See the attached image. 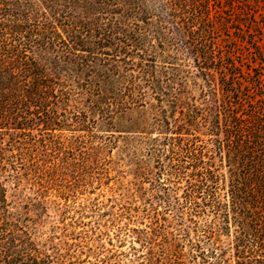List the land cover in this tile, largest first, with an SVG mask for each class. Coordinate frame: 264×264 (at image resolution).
Returning <instances> with one entry per match:
<instances>
[{
    "label": "trees",
    "instance_id": "16d2710c",
    "mask_svg": "<svg viewBox=\"0 0 264 264\" xmlns=\"http://www.w3.org/2000/svg\"><path fill=\"white\" fill-rule=\"evenodd\" d=\"M47 1L0 0V169L13 170L15 185L28 160L26 148H11L14 138L31 137L28 129L38 121L43 133L59 130L51 105L59 97L69 102L77 87L59 81V45L83 52L77 72L87 66L110 75L99 59L110 54L93 51L103 44L90 40L97 28L88 16L75 14L77 2L64 0L59 12V0H49L50 6ZM92 2L121 16L115 25L124 26L123 38L105 31L122 49L172 46L176 54L191 56L185 78L197 94L189 91L184 104L180 90L159 78L158 55L140 58L139 72L149 85L144 87L159 103L151 123L155 132L137 138L145 161L136 173L149 183V196L142 208L132 209L139 215L129 214L143 225L128 232L148 244L151 256L144 260L150 262L158 246L160 264H264V0H84L82 8L89 10ZM59 27L66 33L60 41ZM105 96L98 106L103 119L112 118L118 104ZM134 97L144 105L139 94ZM3 135L9 136L5 144ZM57 179L37 183L34 194L51 189L59 198ZM6 193L0 179V264H107L96 256L82 259L80 244L78 254L62 253L59 221L44 236L34 217L22 218L11 208Z\"/></svg>",
    "mask_w": 264,
    "mask_h": 264
},
{
    "label": "rangeland",
    "instance_id": "374dc122",
    "mask_svg": "<svg viewBox=\"0 0 264 264\" xmlns=\"http://www.w3.org/2000/svg\"><path fill=\"white\" fill-rule=\"evenodd\" d=\"M72 2H77L73 3L77 6L75 14L88 16L90 27L97 28L90 40L101 41L103 47H94L93 51L110 54L108 58H99L104 59L101 60L104 67L108 64L110 75L102 77L96 69L89 72L87 66L77 72L78 63L81 62L77 56L83 52L75 55L73 50L59 45V81L77 87L71 88L69 102L59 97L57 106L51 105L59 114V124H62L59 130L48 131L53 137L43 133L41 121L29 127L31 137L14 138L20 132H12L17 142L11 148H26L24 152L28 161L24 163L28 168L20 170L21 176L16 185L11 177L13 170L6 167L0 169V179L7 189V200L14 211L22 214V218L26 213L34 217L33 222L46 237L51 234V226L59 221L57 231L62 253L78 254L76 245L80 244L84 248L82 259L88 255L91 261L96 256L107 264H160L158 246L153 249L154 257L146 262L144 257L151 256L148 244L137 239L135 233L128 232L130 228L143 227L130 220L129 214L139 215L132 209L143 207L150 187L136 173L137 164L145 161L141 157L142 147L137 138L150 131L155 132L151 123L159 105L152 88L144 87L149 85L144 82V74L139 72V69L144 71L143 66L140 67V58H149L153 52L158 55L155 69L159 78L165 81L169 79L167 83L180 90L184 104L189 91L197 94L194 87L191 89L190 82L186 84L185 78L188 75L184 64L191 62V56L176 54L172 46L162 50L160 47L122 49L124 44L107 34L109 30L116 32L118 38L125 36L124 26L115 25V18L120 19L121 16L111 13L112 6L103 4L97 7L92 2L89 10H85L82 8L85 6L84 0ZM64 4V0H59V12ZM50 5L48 0L46 6ZM65 34L59 27V41L60 37L65 38ZM125 52L130 54L131 60L126 59ZM165 62H173V67H167ZM138 73L141 79L136 77ZM133 87L136 89L133 90ZM135 93L141 96L143 106L139 105L140 101H134ZM105 94H110V102L118 104L112 118L108 115L103 119L98 106L100 101L101 104L106 101L108 96ZM75 112H81L82 116H76ZM111 134L113 139L110 140L108 137ZM8 140L9 136L3 135V144ZM12 152L17 151L5 150L4 157H10ZM55 176L58 177L55 182L58 185L54 187L63 192L62 196L50 195L48 191L52 192L51 189L39 196L34 194L39 190L37 183L51 182L50 178Z\"/></svg>",
    "mask_w": 264,
    "mask_h": 264
}]
</instances>
